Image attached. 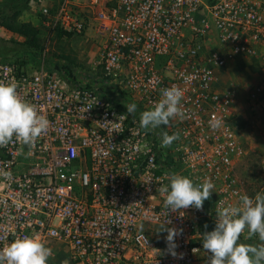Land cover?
Segmentation results:
<instances>
[{
    "label": "built area",
    "instance_id": "2783aa9c",
    "mask_svg": "<svg viewBox=\"0 0 264 264\" xmlns=\"http://www.w3.org/2000/svg\"><path fill=\"white\" fill-rule=\"evenodd\" d=\"M40 19L47 30L94 33L103 84L71 85L43 64L0 59V81L49 121L34 146L0 147V172L10 173L0 174V249L30 235L52 248L48 264L58 252L69 264H208L202 234L246 194L232 175L246 149L220 76L242 58L264 79V0H60ZM173 86L183 90V115L142 129L141 112ZM261 95L256 87L251 98ZM161 132L179 138L161 147ZM259 159L264 173V153ZM172 173L214 184L201 210L167 211L157 189ZM164 223L182 230L177 257Z\"/></svg>",
    "mask_w": 264,
    "mask_h": 264
},
{
    "label": "clouds",
    "instance_id": "9594fccd",
    "mask_svg": "<svg viewBox=\"0 0 264 264\" xmlns=\"http://www.w3.org/2000/svg\"><path fill=\"white\" fill-rule=\"evenodd\" d=\"M160 92V99L154 103V107L140 114L139 123L142 129L154 131L161 126L166 127L171 119L183 115L180 104L183 90L173 86L162 88ZM125 107L128 116L137 110L135 103ZM48 126V119L37 107L21 98L16 84L0 81V147H7L13 142L34 146ZM160 135L161 147L165 148L170 147L179 138L178 133L169 135L167 132H161ZM0 174L10 175L7 172ZM213 189L214 184L210 180L194 184L190 178L172 173L168 176V183L161 184L157 191L164 197L167 211L177 212L190 207L201 210ZM240 200L239 206L217 210L215 228L202 234V248L210 254L208 264H264V193L258 192L254 198L245 194ZM160 231L167 233V251L177 257L175 249L178 245L175 238L182 230L167 227L164 223ZM245 231L249 238L258 237V243L244 244L243 242H253L240 240ZM53 255L52 248L46 246L41 239L23 235L0 249V264H48ZM180 256L182 257V254ZM63 264L69 262L65 260Z\"/></svg>",
    "mask_w": 264,
    "mask_h": 264
},
{
    "label": "rangeland",
    "instance_id": "374dc122",
    "mask_svg": "<svg viewBox=\"0 0 264 264\" xmlns=\"http://www.w3.org/2000/svg\"><path fill=\"white\" fill-rule=\"evenodd\" d=\"M60 0H1L0 1V59H19L31 68L43 64L47 70L58 73L71 85L103 84L99 71L94 70L93 61L97 50V39L90 30L83 35H65L58 30H47L40 19L41 9L54 8ZM18 12L15 24L27 23L40 31V48L30 49L25 39L6 30L1 22ZM220 84L232 93L235 118L234 125L246 148V158L234 165L233 173L240 189L250 198L264 193V173L260 172L259 156L264 153V96L252 99L256 87L264 88V79L256 61L235 59L223 70ZM262 99V100H260ZM255 245L258 239L251 243ZM65 256L58 252L53 264H63Z\"/></svg>",
    "mask_w": 264,
    "mask_h": 264
},
{
    "label": "trees",
    "instance_id": "16d2710c",
    "mask_svg": "<svg viewBox=\"0 0 264 264\" xmlns=\"http://www.w3.org/2000/svg\"><path fill=\"white\" fill-rule=\"evenodd\" d=\"M18 12L14 11L13 17L10 19H5L1 22V25L8 31L16 33L25 39L26 44L30 49L37 50L40 48V31L33 25L22 23L19 25L15 24V19ZM62 33V32H61ZM65 35H71L63 33ZM69 81V80H68ZM251 197V194H250Z\"/></svg>",
    "mask_w": 264,
    "mask_h": 264
},
{
    "label": "flooded vegetation",
    "instance_id": "af4514ba",
    "mask_svg": "<svg viewBox=\"0 0 264 264\" xmlns=\"http://www.w3.org/2000/svg\"><path fill=\"white\" fill-rule=\"evenodd\" d=\"M246 149V148H245ZM246 154H247V152H246Z\"/></svg>",
    "mask_w": 264,
    "mask_h": 264
}]
</instances>
